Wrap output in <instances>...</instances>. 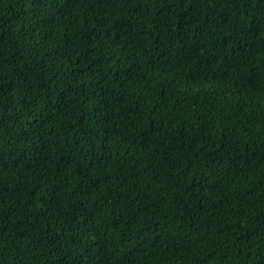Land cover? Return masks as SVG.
<instances>
[{
	"label": "trees",
	"instance_id": "1",
	"mask_svg": "<svg viewBox=\"0 0 264 264\" xmlns=\"http://www.w3.org/2000/svg\"><path fill=\"white\" fill-rule=\"evenodd\" d=\"M0 264H264V0H0Z\"/></svg>",
	"mask_w": 264,
	"mask_h": 264
}]
</instances>
